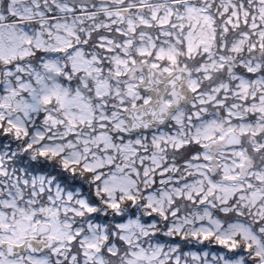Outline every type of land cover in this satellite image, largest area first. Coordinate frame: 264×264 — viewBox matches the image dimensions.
Wrapping results in <instances>:
<instances>
[{"label":"snow or ice","instance_id":"snow-or-ice-1","mask_svg":"<svg viewBox=\"0 0 264 264\" xmlns=\"http://www.w3.org/2000/svg\"><path fill=\"white\" fill-rule=\"evenodd\" d=\"M0 264H264V0H0Z\"/></svg>","mask_w":264,"mask_h":264}]
</instances>
